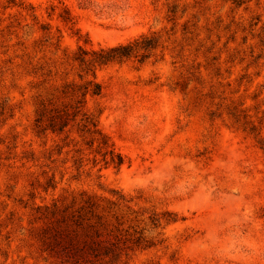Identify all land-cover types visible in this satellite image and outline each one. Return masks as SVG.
<instances>
[{"label": "rangeland", "instance_id": "374dc122", "mask_svg": "<svg viewBox=\"0 0 264 264\" xmlns=\"http://www.w3.org/2000/svg\"><path fill=\"white\" fill-rule=\"evenodd\" d=\"M142 35L152 56L97 69L99 96L64 88L93 80L77 65L55 76L64 54ZM82 194L97 252L45 251L71 232L37 209ZM0 264H264V0H0Z\"/></svg>", "mask_w": 264, "mask_h": 264}, {"label": "trees", "instance_id": "16d2710c", "mask_svg": "<svg viewBox=\"0 0 264 264\" xmlns=\"http://www.w3.org/2000/svg\"><path fill=\"white\" fill-rule=\"evenodd\" d=\"M18 7L26 11L28 14L31 13L30 16L33 18V20L37 19L33 7H22V4H20ZM170 12L173 15L176 13L174 8ZM48 29L49 28L47 27H43V30ZM158 44L159 39L155 36L142 35L141 37L127 44H119L113 47L101 48L97 51H87L82 47H79L78 51L73 55L64 54V56L66 57L65 61L60 63L59 68H56L54 66V69H56L55 76H57L59 72L61 74H64V70H67V67H69L71 63L73 64V68L77 65L78 68L76 67V69L79 70L78 77L81 81L90 76L93 78V80H89L82 85H75V83L72 82L65 85L64 88L66 89L70 88L71 86H75L77 90L74 91L76 93H81L83 100L88 94H91L92 96H99L102 92V86L94 81L96 79L97 69L113 63H123L131 59H135L140 64H142L152 56V53L154 50H156ZM53 64H55V62ZM46 65L47 64L45 63L40 67H36L34 69L35 73H33L35 75L41 73V77H50L53 73V69H51V67L47 65L50 69L47 71V73H45V70L47 68ZM64 66L65 68H62ZM66 75H69V73H66ZM81 103L82 101H78L76 104L79 105ZM73 116L76 117L77 115L74 114ZM66 126L67 124L65 123V119L63 117L58 118L57 122L51 121L49 123V127L52 130H58L60 132H62ZM100 152H103V161L105 162L106 166H114V168L120 170L125 163L124 157L116 152L114 145L107 139L102 140V147ZM81 197V206L75 213L72 214H70L69 212H71V209H73L74 205H76V200L72 202L73 205H71L70 207L62 208L58 203H54L51 206H44L37 209V212L42 213V216L46 218H56L59 227L61 228L64 226V230L62 231L71 232L70 234L56 231V234L54 235H48L47 231L44 232L43 235H41L40 239L45 251L56 255L59 253L68 255L69 252L70 256L67 257L79 261L84 257V255L82 256L81 254L83 251L87 250L88 254L89 251L92 252V254H95L97 252V250L94 249L97 244L93 240H96L100 237L96 227L102 226V217L95 212V210L98 209L99 206L96 204L93 197L85 196V194H82ZM119 198L121 200L123 199V197L121 196ZM165 216H167V223L177 222L175 216L173 217L172 214H167ZM160 219L161 218L158 219L156 215H154L152 218V220L156 223H159ZM92 220H94L95 222L92 223ZM70 222L71 225H69ZM62 237H65V239L67 240L65 244H63L62 242ZM76 243L81 244V248L78 251L75 250L74 253L71 252L74 251V249L67 251L70 248L65 247V245L72 246ZM111 253L112 252L107 249L105 250L104 254L109 255ZM86 254L87 253H85V255ZM98 256L99 255H94L95 258H97Z\"/></svg>", "mask_w": 264, "mask_h": 264}]
</instances>
